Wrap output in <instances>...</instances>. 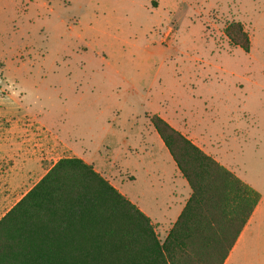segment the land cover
Instances as JSON below:
<instances>
[{"label":"rangeland","instance_id":"rangeland-1","mask_svg":"<svg viewBox=\"0 0 264 264\" xmlns=\"http://www.w3.org/2000/svg\"><path fill=\"white\" fill-rule=\"evenodd\" d=\"M232 21L249 52L229 42ZM167 113L262 194L232 264H264V0H0V127L16 126L21 145L0 160V216L43 175L33 164L8 181L39 133L66 138L123 194L156 206L170 185L141 164L168 155L149 119ZM131 128L146 137L133 157ZM71 154L47 143L32 157L48 169Z\"/></svg>","mask_w":264,"mask_h":264},{"label":"trees","instance_id":"trees-1","mask_svg":"<svg viewBox=\"0 0 264 264\" xmlns=\"http://www.w3.org/2000/svg\"><path fill=\"white\" fill-rule=\"evenodd\" d=\"M224 32L251 50L243 23ZM191 195L165 238L92 164L62 157L0 219V264H224L262 194L158 114Z\"/></svg>","mask_w":264,"mask_h":264},{"label":"crops","instance_id":"crops-1","mask_svg":"<svg viewBox=\"0 0 264 264\" xmlns=\"http://www.w3.org/2000/svg\"><path fill=\"white\" fill-rule=\"evenodd\" d=\"M166 121H168L174 128L178 129L180 132H182L184 135H186L188 138H190L196 145H198L202 150H204L207 154L213 156L217 161H219L222 165H224L229 170H232V168L226 164L225 162H222L220 159H218L215 154L210 152L206 147H204V144L200 141H198L194 135H193V127L188 125L186 121H181L176 116H174L171 113H167V115L162 116ZM152 124V123H151ZM154 127V126H153ZM16 126L13 128H5L0 127V160L5 158L6 154L10 153V150H12V157H15V154L18 153V155L21 156L20 150L21 145L20 142L17 141V136H11L12 134H15ZM156 130V129H155ZM27 130H23L21 134L26 133ZM157 132V131H156ZM41 134L42 137L36 138L37 134H32V136L28 139V145L30 148H25L26 150L22 153L25 155V158L22 161H19V165L22 163L23 169L20 168L18 165L15 166L18 170L12 171L10 174H8V181L11 183H17L21 182V180L25 181L31 174L34 168L32 167L33 164H36L35 166V172H43V175L41 178L48 172V170L54 165L52 164L48 169H45L42 163H36L35 159L32 157L35 154L37 155L40 151V146H44V144L51 143L55 146H58L59 149L71 151L72 154L65 157H79L82 158L84 161H86L89 164H92L94 168L100 172L102 175L103 173L98 168V163L96 161H93V159H90L86 156L85 151L76 150V147L68 141L66 138L61 137L58 134H55L56 136H48L43 133ZM158 134V133H157ZM31 135V133H30ZM36 135V136H35ZM159 136V134H158ZM160 137V136H159ZM126 142H127V152L130 155H134V152L138 153V149H143L142 144L146 143V137H144L142 130L137 131L134 129H130V132L126 136ZM161 139V138H160ZM162 140V139H161ZM163 145L165 146L164 142L162 141ZM13 145V147H11ZM146 146V145H145ZM166 148V146H165ZM45 152H50V146L45 147ZM144 152H148V148H144ZM167 149V148H166ZM143 152V154H145ZM166 154H163L162 158H154V156L148 161L144 162L142 161V169L145 171L148 177L152 176V179L157 178V182L161 185H165V183H168L170 185V188L168 190H162L159 191L157 196H155V205L150 204L146 199L141 200V204L139 205L134 200L128 198L137 204L139 208L146 213L152 220V223L155 226L156 231L159 230L162 231V236L159 235L161 238H165L169 232V230L172 228L173 224L178 219L179 215L181 214L184 206L186 205L190 195H191V188L186 181V179L182 176L180 173L174 159L172 158L170 152L167 149ZM144 156V155H143ZM21 159V157H19ZM164 162L167 164V167L164 165ZM104 176V175H103ZM105 177V176H104ZM40 178V179H41ZM107 178V177H105ZM108 179V178H107ZM152 179L150 181H152ZM117 189L118 187L115 185L113 180L108 179ZM245 182V181H244ZM247 183V182H246ZM249 184V183H247ZM35 185V184H34ZM33 185V186H34ZM252 186L251 184H249ZM31 186L28 190H26L20 197V199L33 187ZM253 187V186H252ZM11 192H15L17 190V187H13V189H9ZM5 191L2 190L0 187V202H2L4 197ZM125 195V194H124ZM18 199L8 210H6L1 216L0 219L20 200ZM263 196H261L260 202L256 206L254 212L252 213L250 219L248 220L247 224L245 225L244 229L242 230L240 236L238 237L234 247L230 251V254L228 255L227 259L225 260L224 264H232L233 263V255L235 250L237 249L239 243L244 238L246 232L249 230L250 225L253 223L254 218L257 214V212L260 210L261 202H262ZM157 232V233H158ZM159 234V233H158Z\"/></svg>","mask_w":264,"mask_h":264}]
</instances>
